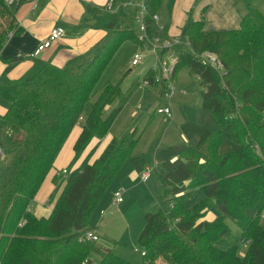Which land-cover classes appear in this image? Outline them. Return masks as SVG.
<instances>
[{
    "label": "trees",
    "instance_id": "16d2710c",
    "mask_svg": "<svg viewBox=\"0 0 264 264\" xmlns=\"http://www.w3.org/2000/svg\"><path fill=\"white\" fill-rule=\"evenodd\" d=\"M6 1L0 0V52L16 30L15 12ZM129 1L110 0L115 12L105 10L108 34L82 59L64 68L37 60L23 78L0 86V97L9 102L0 116V264H92V253L99 255L98 264H130L84 235L134 154L141 139L136 129L113 138L93 163L96 149L79 168H68L49 219H38L31 210L74 128L81 124L74 146L78 159L109 134L142 84L125 93L122 85L130 71L124 70L97 90L122 45H142L135 16L125 7ZM163 1H146L150 35L158 34L153 16ZM167 34L165 28L162 36ZM182 35L191 49H177L174 80L182 68L199 77L203 108L213 113L220 131L186 123L181 131L187 142L156 151L167 208L146 212L139 237L146 253L142 264H264V14L249 9L239 29L225 32L208 33L203 21L192 22ZM206 51L219 57L223 72L196 59ZM145 78L152 79L151 70ZM165 91L164 86L162 96ZM115 99L119 104L105 117ZM88 103L91 112L85 117ZM208 212L216 216L212 223L202 221ZM228 221L240 228L239 237ZM242 243L249 246L244 257Z\"/></svg>",
    "mask_w": 264,
    "mask_h": 264
},
{
    "label": "crops",
    "instance_id": "0c3cea01",
    "mask_svg": "<svg viewBox=\"0 0 264 264\" xmlns=\"http://www.w3.org/2000/svg\"><path fill=\"white\" fill-rule=\"evenodd\" d=\"M248 2L247 0H171L169 8L159 10L158 17L160 25L167 29V36L171 38L181 36L190 23L200 21L205 23V31L208 33L232 31L240 28L242 19L249 9L264 12L258 7L264 5V0H261L259 5L257 0H249ZM109 3L110 0H16L10 6L15 12L16 30L10 34L0 52V86L23 78L33 68L37 60L64 68L72 62L82 59L108 34L105 26L109 17L105 10H107ZM134 3L137 4V2ZM134 7L138 8L137 6ZM128 10L130 11L129 8ZM58 26L65 29L63 38L49 50L33 58L32 56L39 45ZM127 69L128 66L121 71ZM129 71L131 73V70ZM196 77L199 79L198 76ZM159 92V96L162 98V90ZM177 92H179L178 89ZM8 109L9 102L0 97V116H4ZM182 125H180V130ZM81 133L82 127L81 124H78L64 144L53 169L37 193L31 210L38 219L50 218L56 199L64 187L63 184L61 185L62 171L68 168H79L91 151L96 149L90 160V163H93L115 138L110 136L104 138L105 140L93 141L87 151L80 158L75 159L74 146ZM183 138L185 141L180 144L187 142L184 135ZM197 142L198 138L194 139L193 143L196 144ZM159 149L161 147L154 151V157ZM155 163L157 167V161ZM148 168L152 167H146L140 175L143 183H147L151 179L142 180V175ZM111 195L114 198V192ZM215 220L216 216L208 212L202 221L212 223ZM92 229L100 236L96 228Z\"/></svg>",
    "mask_w": 264,
    "mask_h": 264
},
{
    "label": "rangeland",
    "instance_id": "374dc122",
    "mask_svg": "<svg viewBox=\"0 0 264 264\" xmlns=\"http://www.w3.org/2000/svg\"><path fill=\"white\" fill-rule=\"evenodd\" d=\"M138 1L134 2L138 3ZM260 1L257 0L258 5ZM170 5L171 0H164L161 9H167ZM258 7L264 11L263 4ZM129 9L137 19L139 9L136 7ZM138 29L139 26L136 24V33H138ZM141 50L139 45L133 41L124 43L101 78L97 90L102 89L126 66H128L127 70H131V73L123 82L122 90L127 93L133 85L142 82L145 74L156 66L157 58L152 49L148 47L144 52V61L136 67H131L133 56ZM176 80L179 92L174 94L170 100L164 99V95L162 98L159 96V87H149L148 90L142 89L141 85L137 87V92L128 101L109 134L105 137L106 139L113 136L119 139L125 132L133 129H136L137 134L141 135L133 156L122 167L90 220L91 229L96 228L102 237L98 243H95L96 247L99 249L110 248L130 264H142L144 261L140 252L142 248L139 244V237L146 224V211L154 206L161 209L167 208L157 172L154 151L158 147L163 148L184 142L185 138L180 130V125L184 123H198L214 132L220 131L213 113L205 110L202 106V91L204 89L201 87L199 79L189 69L182 68L178 72ZM114 102L115 104L107 107L104 112L105 117L119 104L116 99ZM168 103L173 111V119L156 113L157 108L165 107ZM90 112L91 105L88 103L84 111L85 117ZM84 122L80 121L82 124ZM146 167H152L154 171L151 179H148L149 182L143 183L140 175ZM120 191H124V202L115 205L111 193L115 194ZM228 224L233 235L239 237L241 235L240 228L231 221ZM248 248V244L242 243L239 251L240 256H246ZM91 258L94 261L93 264L99 263L98 254L92 253Z\"/></svg>",
    "mask_w": 264,
    "mask_h": 264
},
{
    "label": "built area",
    "instance_id": "2783aa9c",
    "mask_svg": "<svg viewBox=\"0 0 264 264\" xmlns=\"http://www.w3.org/2000/svg\"><path fill=\"white\" fill-rule=\"evenodd\" d=\"M16 0H7L9 5H12ZM147 0H139L137 4L133 1H129L125 4L126 8L137 6L139 8V16L136 19V22L139 26L138 29V39L142 43L141 51L137 52L133 56L131 61V67H136L140 65L145 58L144 52L150 47L157 58L156 66L151 69L152 79L145 78L142 81L141 88L148 89L149 87H159L160 90H163L165 86L166 91L164 94V99L170 100L171 97L176 94L177 87L174 80V70L176 65L179 62V53L178 48H188L191 49V42L188 38L183 37V35L171 38L169 36L163 37L162 32L165 30L164 26L160 25L158 15L153 16V22L158 29V34L150 35L148 26H147V16L148 8L146 5ZM107 11L115 12V8L112 2L107 6ZM65 35V29L62 26L54 28L49 36L39 45L37 51L32 56L33 58L39 56L40 54L49 50L55 43L60 41ZM196 59L202 62L204 65L213 67L219 72L224 71V65L219 57L211 52H203L201 54H196ZM156 113L163 115L168 119H173V111L170 108L168 103L165 107H159L156 110ZM4 157V152L0 148V158ZM153 169L148 168L142 175V180L147 181L152 175ZM70 174L68 169L62 171V176H67ZM124 201V191L116 192L114 194L115 205H120ZM84 237L94 243L100 241V236L94 230H88ZM142 256H146L145 251H140ZM94 263V262H93ZM92 263V264H93ZM83 264H90L89 261H85Z\"/></svg>",
    "mask_w": 264,
    "mask_h": 264
}]
</instances>
